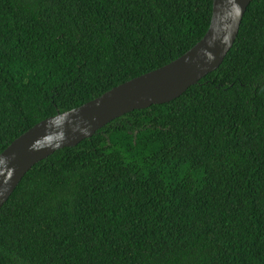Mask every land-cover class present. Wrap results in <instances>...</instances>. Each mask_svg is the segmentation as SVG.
Here are the masks:
<instances>
[{"label":"trees","instance_id":"trees-1","mask_svg":"<svg viewBox=\"0 0 264 264\" xmlns=\"http://www.w3.org/2000/svg\"><path fill=\"white\" fill-rule=\"evenodd\" d=\"M212 0H0V153L182 55ZM0 264H264V0L214 70L36 162L0 206Z\"/></svg>","mask_w":264,"mask_h":264},{"label":"water","instance_id":"water-1","mask_svg":"<svg viewBox=\"0 0 264 264\" xmlns=\"http://www.w3.org/2000/svg\"><path fill=\"white\" fill-rule=\"evenodd\" d=\"M251 0H212L209 26L192 47L156 69L114 86L80 106L40 120L0 153V206L24 174L55 150L76 145L112 119L181 95L220 65Z\"/></svg>","mask_w":264,"mask_h":264}]
</instances>
